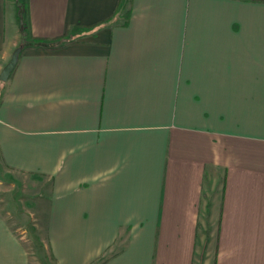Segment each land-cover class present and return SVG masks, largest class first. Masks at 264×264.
I'll list each match as a JSON object with an SVG mask.
<instances>
[{"label":"crops","instance_id":"0c3cea01","mask_svg":"<svg viewBox=\"0 0 264 264\" xmlns=\"http://www.w3.org/2000/svg\"><path fill=\"white\" fill-rule=\"evenodd\" d=\"M120 2L0 0L2 171L56 264H264V0Z\"/></svg>","mask_w":264,"mask_h":264},{"label":"rangeland","instance_id":"374dc122","mask_svg":"<svg viewBox=\"0 0 264 264\" xmlns=\"http://www.w3.org/2000/svg\"><path fill=\"white\" fill-rule=\"evenodd\" d=\"M30 187L17 184L0 167V208L9 219L19 224V235L23 236L31 264H56L49 251L46 232L40 227L37 206L32 200ZM34 203V204H33Z\"/></svg>","mask_w":264,"mask_h":264},{"label":"water","instance_id":"95a60500","mask_svg":"<svg viewBox=\"0 0 264 264\" xmlns=\"http://www.w3.org/2000/svg\"><path fill=\"white\" fill-rule=\"evenodd\" d=\"M21 50H22V47H17L14 50L10 60L7 62V64L1 70V72H0V80L1 81H6L9 79L11 73L13 72V70L15 69V67L17 65Z\"/></svg>","mask_w":264,"mask_h":264},{"label":"trees","instance_id":"16d2710c","mask_svg":"<svg viewBox=\"0 0 264 264\" xmlns=\"http://www.w3.org/2000/svg\"><path fill=\"white\" fill-rule=\"evenodd\" d=\"M128 0H121L120 2V5H119V10L123 8V5L127 2ZM129 16V14H128ZM78 26L79 25H74L72 26L70 29L71 31L75 32L77 29H78ZM69 29V30H70ZM62 37V36H61ZM36 39L35 40H38V41H41V42H45V43H48V42H53L52 40H56L58 38H51V39H45V38H40V37H35ZM43 47H47L45 45H43ZM27 47H22V50L21 52H23ZM48 48V47H47Z\"/></svg>","mask_w":264,"mask_h":264}]
</instances>
